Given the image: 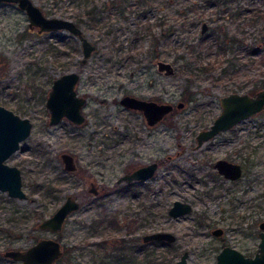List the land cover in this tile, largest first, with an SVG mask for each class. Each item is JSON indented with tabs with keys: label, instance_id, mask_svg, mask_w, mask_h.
Returning <instances> with one entry per match:
<instances>
[{
	"label": "rangeland",
	"instance_id": "obj_1",
	"mask_svg": "<svg viewBox=\"0 0 264 264\" xmlns=\"http://www.w3.org/2000/svg\"><path fill=\"white\" fill-rule=\"evenodd\" d=\"M34 1L45 14L59 15L47 11L49 2ZM191 4L196 6L187 12V24L162 36V31L168 33L163 22ZM127 7L125 16L116 6L104 9L111 33L95 34L82 26L96 45L83 62L79 37L65 29L39 31L17 3L0 2V104L33 121L31 133L7 159L21 168L29 198L0 191V264H20L3 256V250L28 247L50 235L63 242L60 264H93L94 257L120 243L133 250L134 264H163L167 258L173 264L184 250L190 253V264H213L223 245L246 255L258 248L264 219V110L201 147L195 145L200 129L220 113L222 95L247 91L252 82L264 79L258 73L264 70L259 65L264 44L258 42L264 36V18L258 16L264 0H230L227 5L152 0L146 7ZM234 10L241 12L233 15ZM204 21L209 28L202 32ZM225 30L243 35L238 36L242 44L222 42ZM252 44L259 48L250 56ZM231 55L247 63L234 78L220 75ZM158 59L172 62L175 71L158 70ZM70 70L81 73L77 91L87 98L85 121L77 124L64 117L51 125L47 93L54 79ZM125 94L170 102L174 108L149 125L142 110L121 103ZM63 151L75 156L76 171L64 168ZM220 157L244 163V175L235 181L218 175L214 162ZM156 159L162 165L145 184L117 182L130 166ZM93 181L104 187L98 194L89 191ZM69 194L82 205L63 229L52 233L39 228L36 212L52 214ZM175 199L190 202L193 210L172 217L168 209ZM215 227H222L223 234L215 235ZM158 229H170L177 241L172 246H138L142 234ZM110 264L123 263L113 259Z\"/></svg>",
	"mask_w": 264,
	"mask_h": 264
},
{
	"label": "water",
	"instance_id": "obj_2",
	"mask_svg": "<svg viewBox=\"0 0 264 264\" xmlns=\"http://www.w3.org/2000/svg\"><path fill=\"white\" fill-rule=\"evenodd\" d=\"M0 2L17 3L20 8L26 11L30 26L37 27L39 31L65 29L79 37L82 43L83 62L87 61L95 48V44L89 39L83 28L70 17L47 15L34 0H0ZM208 28L209 24L204 21L202 32L207 31ZM157 67L165 74H172L175 71L174 64L164 59L157 60ZM80 77L81 74L78 70H70L61 73L54 79L46 100L50 112V124H56L64 117L75 123H82L85 120L82 110L86 97L79 95L77 91ZM120 101L129 108L141 109L150 125L162 119L174 108L173 103L170 102H158L154 99L130 94L123 95ZM220 103L221 111L211 125L197 133V146L217 133L237 125L243 119L264 110V87L259 88L254 94L231 91L221 96ZM182 105L181 101L177 104L179 107ZM32 126L33 122L30 117L21 116L13 109L0 104V191L19 199L29 198L23 188L22 171L18 165L8 163L6 159L19 148L20 142L30 134ZM61 158L67 170H77L76 158L72 153L63 151ZM216 166L220 172L230 178H238L242 173L239 163L224 158H220L216 162ZM156 167L157 163L154 161L136 167L133 171L121 175L118 182L146 179L153 175ZM80 205V200L69 194L51 215L40 219L37 226L51 232H60L64 227L66 217L77 210ZM192 209L193 206L190 202L176 199L169 209V214L172 217H178L191 212ZM260 227L259 248L255 255H245L237 247L225 245L217 253L216 261L213 264H264V220L260 222ZM213 233L221 235L223 228L216 227L213 229ZM155 239L174 242L177 235L168 230H158L143 235L144 241ZM2 254L7 258L20 261V264H60L59 259L64 254V246L62 241L54 236H41L28 247L7 248L2 251ZM188 257L189 251L185 250L173 264H190Z\"/></svg>",
	"mask_w": 264,
	"mask_h": 264
},
{
	"label": "trees",
	"instance_id": "obj_3",
	"mask_svg": "<svg viewBox=\"0 0 264 264\" xmlns=\"http://www.w3.org/2000/svg\"><path fill=\"white\" fill-rule=\"evenodd\" d=\"M45 2H49L47 4L49 8L47 11L59 14L63 16H67L72 18L76 21L77 24L83 26L86 30H90L91 32H102V33H111L113 30V27L111 24L106 22L107 15L104 14V9L109 8L110 6H116L119 13L123 16H125V13L128 12L127 6H138V7H146L149 5V3L152 0H43ZM230 0H214L218 5H227ZM196 5L191 4L188 5L187 9H177L176 13L173 15L172 18L168 19L169 22L164 21L163 24L168 25V33H164L162 31V36H168V34L174 30L175 27H178V25L185 26L187 24L188 19V11L195 8ZM237 12H241V10L238 11H231V14L235 15ZM258 16L261 19L264 18V9L262 11L258 12ZM258 20V18H257ZM109 22V21H108ZM166 26V25H165ZM164 26V27H165ZM262 30L264 31V20L262 21ZM136 32L135 34H137ZM224 37L221 40L224 43H227V39H230L232 42L241 41L242 39L238 36L243 35H237V33H234L233 35H229L228 31L225 30L223 32ZM261 44H264V36L261 38L260 41ZM221 47V46H220ZM223 48H227L226 46H223ZM258 46L255 44H252L250 49L248 50V54H255V52L258 50ZM119 49H124L123 43L119 44ZM263 54V58L260 60L262 62L259 63L261 66L264 64V51H261ZM252 59V57H251ZM224 62H227L226 65L221 66V72L220 75H227L229 78L236 77L237 73L241 70V66L247 65V63H244L240 60V57L237 55H231L230 57L226 58ZM252 62H254V59H252ZM211 67H215L214 65H209ZM208 67V66H207ZM209 68V67H208ZM259 74L264 73V70L261 69ZM252 87L248 90H253L256 88L264 87V79L256 80L255 82H252ZM239 88H244L243 84H240ZM36 218H43V214L36 212ZM9 221H12L13 218H8ZM2 228H0V231ZM158 242V241H156ZM168 246H172L173 243H166ZM115 259L118 262H127L130 264H133L135 260V257L133 255H130L125 251L124 249H121L119 247V250L112 253V256L110 259H105L100 262V264H110L111 260ZM167 258V256H166ZM169 258H167L165 261H163V264H169ZM156 264H161L159 261Z\"/></svg>",
	"mask_w": 264,
	"mask_h": 264
},
{
	"label": "flooded vegetation",
	"instance_id": "obj_4",
	"mask_svg": "<svg viewBox=\"0 0 264 264\" xmlns=\"http://www.w3.org/2000/svg\"><path fill=\"white\" fill-rule=\"evenodd\" d=\"M61 16H63V15H61ZM65 17H67V16H65ZM76 22V21H75ZM79 25V24H78ZM81 26V25H80ZM82 27V26H81ZM83 28V27H82ZM62 30V29H61ZM84 30V29H83ZM91 40V39H90ZM81 46H82V43H81ZM96 46V45H95ZM95 49V48H94ZM93 49V50H94ZM92 53V52H91ZM176 69V68H175ZM159 70V69H158ZM81 74V73H80ZM79 82V81H78ZM78 84V83H77ZM52 86V85H51ZM237 87H235V89H236ZM51 89V88H50ZM250 89V88H249ZM259 89V88H258ZM257 89V90H258ZM256 89H253V90H248L247 89V91H240V92H250L251 94H254L256 91H257ZM234 91H239V90H234ZM253 91H254V93H253ZM49 92V91H48ZM79 94V93H78ZM79 95H81V94H79ZM126 95V94H125ZM130 95H132V94H130ZM225 95V94H224ZM47 96H48V93H47ZM47 96H46V100H47ZM84 96V95H83ZM135 96V95H134ZM223 96V95H222ZM138 97V96H137ZM142 98V97H141ZM221 98V97H220ZM148 99H152V98H148ZM155 100V99H154ZM86 101H87V98H86ZM157 101V100H156ZM85 104V103H84ZM47 106V105H46ZM84 106V105H83ZM127 107V106H126ZM9 108V107H8ZM48 108V107H47ZM127 108H129V107H127ZM130 109H136V108H130ZM49 110V109H48ZM139 110H141V109H139ZM173 110V109H172ZM171 110V111H172ZM83 111V110H82ZM170 111V112H171ZM143 112V111H142ZM169 112V113H170ZM17 113V112H16ZM168 113V114H169ZM19 114V113H18ZM49 114H50V112H49ZM84 114V113H83ZM143 114H144V112H143ZM85 115V114H84ZM167 115V114H166ZM22 116V115H21ZM145 116V115H144ZM28 117V116H27ZM85 118H86V115H85ZM146 118V117H145ZM161 120V119H160ZM244 120V119H243ZM85 121V120H84ZM83 121V122H84ZM146 121H147V119H146ZM33 122V121H32ZM82 122V123H83ZM158 122V121H157ZM50 123V122H49ZM75 123V122H74ZM148 123V122H147ZM77 124H81V123H77ZM155 124V123H154ZM51 125H53V124H51ZM150 125V124H149ZM153 125V124H152ZM236 126V125H235ZM235 126H233V127H235ZM33 127V126H32ZM233 127H231V128H233ZM207 128V127H206ZM231 128H229V129H231ZM203 129V128H202ZM229 129H227V130H229ZM32 130V129H31ZM201 130V129H200ZM223 131H225V130H223ZM222 132V131H221ZM31 133V132H30ZM220 133V132H219ZM219 133H217V134H219ZM216 134V135H217ZM215 135V136H216ZM197 136V135H196ZM215 136H213L212 138H214ZM139 137H137V139H138ZM197 139V138H196ZM211 139V138H210ZM210 139H208V140H210ZM208 140H206V141H208ZM23 141V140H22ZM205 141V142H206ZM205 142H203L201 145H199V146H197V140H196V145H195V147L196 148H199V147H201ZM20 144H21V142H20ZM20 147V146H19ZM16 151V150H15ZM14 151V152H15ZM13 152V153H14ZM12 153V154H13ZM11 154V155H12ZM10 155V156H11ZM9 156V157H10ZM8 157V158H9ZM7 158V159H8ZM220 158H224V159H227V160H229V161H231V162H235V163H239L240 165H241V170H242V173H241V175H240V177H238V178H230V177H227L224 173H222V172H220L219 171V169H218V167L216 166V162L220 159ZM220 158H218L215 162H214V167L216 168V170L218 171V175L220 174V175H222L225 179H227V180H229V181H235V180H238V179H240L243 175H244V171H245V165H244V163H240V162H238V161H234V160H230V159H228V158H225V157H220ZM7 159H6V161H7ZM63 161V160H62ZM154 162H156L157 163V167H156V169H155V171H154V173H153V175L152 176H150V177H148V178H146V179H134V180H132V181H121V182H124L125 184H126V186H132V185H134V184H145L148 180H150L152 177H154V176H156V171L160 168V166L162 165V160L161 159H156V160H153ZM153 161H150V162H146V163H139V164H135V165H132V166H130V168L124 173V174H126V173H128V172H131V171H133L136 167H139V166H142V165H146V164H149V163H151V162H153ZM77 162V161H76ZM63 166H64V163H63ZM65 168V167H64ZM66 169V168H65ZM77 169H78V164H77ZM67 170V169H66ZM68 171H71V170H68ZM76 171V170H75ZM123 175V174H122ZM212 177H216V175H212ZM118 182V181H117ZM118 183H120V182H118ZM103 188L104 187H99V185L97 184V183H95L94 181H93V183L91 184V186H90V189H89V191L90 192H92V193H94V194H98V193H100L102 190H103ZM126 192V191H125ZM68 196V195H67ZM176 200V199H175ZM80 202H81V200H80ZM174 202V201H173ZM173 204V203H172ZM81 205H82V202H81ZM81 205H80V207H81ZM193 206V205H192ZM79 207V208H80ZM171 207V206H170ZM170 207H169V209H170ZM78 208V209H79ZM77 209V210H78ZM169 209H168V214H169ZM193 210V209H192ZM76 211V210H75ZM74 212V211H73ZM72 213V212H71ZM70 213V214H71ZM190 213V212H189ZM69 214V215H70ZM187 214V213H186ZM51 215V214H50ZM68 215V216H69ZM170 215V214H169ZM49 216V215H48ZM68 216L66 217V219L68 218ZM182 216V215H181ZM179 217V216H178ZM44 218V217H43ZM175 218H177V217H175ZM42 219V218H41ZM66 219H65V221H66ZM264 220V219H263ZM262 220V221H263ZM112 221V220H111ZM113 222V221H112ZM64 224H65V222H64ZM101 224H99V226H100ZM93 228H95V225L94 226H92ZM259 227H260V223H259ZM216 228V227H215ZM158 230H168V231H171L170 229H158ZM158 230H153V231H158ZM153 231H151V232H153ZM260 231H261V227H260V230L258 231V234H259V237H260ZM173 232V231H172ZM212 232H213V230H212ZM223 232H224V229H223ZM52 233H55V232H52ZM146 233H149V232H146ZM146 233H144V234H146ZM174 233V232H173ZM144 234H142V236H141V240L142 241H140L139 242V244H138V246H140L142 249H144V247H145V245H147V244H150V243H156L157 245H167L166 243H175L176 241H177V239H178V237H177V239H176V241H174V242H168L167 240H165V239H155V240H149V241H144L143 240V235ZM176 234V233H175ZM223 234V233H222ZM55 237V236H54ZM56 238H58V239H60L61 240V238L58 236V237H56ZM132 239H135V238H137V236L136 237H131ZM138 239V238H137ZM62 241V240H61ZM156 241H158V242H156ZM102 242H104V243H106L107 241H106V239H104V241H102ZM101 241H99L98 242V244L99 243H102ZM259 242H260V240H259ZM259 242H258V248H259ZM63 243V242H62ZM226 245H229V244H226ZM64 246V245H63ZM223 246H225V245H223ZM222 246V247H223ZM119 247H121V249H124L125 251H127V253H129L130 255H133V250L131 251L130 250V247L127 245V244H125V243H120V244H118L117 246H115V248H113L112 250H110V251H118L119 250ZM258 248H257V250H258ZM222 249V248H221ZM220 249V250H221ZM257 250L251 255V256H253V255H255V253L257 252ZM109 250H107V252H105L104 254H102V255H100V256H98V257H94V260H93V264H100V262L102 261V260H105V259H110L111 258V256H112V253L113 252H110ZM185 251V250H184ZM183 251V252H184ZM182 252V253H183ZM181 253V254H182ZM190 254V253H189ZM245 254V253H244ZM64 255H65V248H64V254H63V256L62 257H60V259H62L63 257H64ZM246 255V254H245ZM134 257H135V260L137 261V257L135 256V255H133ZM217 256V255H216ZM112 260H113V258H112ZM136 261H134V263L136 262ZM120 263H123V264H130V263H127V262H120ZM133 263V264H134ZM174 263V262H173Z\"/></svg>",
	"mask_w": 264,
	"mask_h": 264
}]
</instances>
